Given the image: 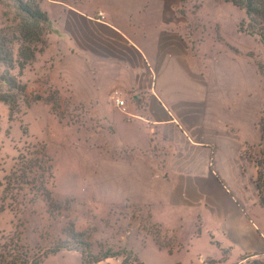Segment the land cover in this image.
Returning a JSON list of instances; mask_svg holds the SVG:
<instances>
[{"label":"crops","instance_id":"crops-1","mask_svg":"<svg viewBox=\"0 0 264 264\" xmlns=\"http://www.w3.org/2000/svg\"><path fill=\"white\" fill-rule=\"evenodd\" d=\"M39 7L52 22L42 55L54 56L53 82L101 121L98 172L72 193L105 211L130 204L162 228L171 252L152 235L133 237L141 264H204L219 261L223 249L230 264L264 256L260 132L249 91H235L216 51L197 38L201 30L189 28L186 2L41 0ZM74 174L75 183L83 179ZM204 235L211 253L199 249ZM53 255L82 264L75 250Z\"/></svg>","mask_w":264,"mask_h":264},{"label":"rangeland","instance_id":"rangeland-1","mask_svg":"<svg viewBox=\"0 0 264 264\" xmlns=\"http://www.w3.org/2000/svg\"><path fill=\"white\" fill-rule=\"evenodd\" d=\"M23 1L30 4L37 1L39 5L41 0ZM184 1L189 28L201 30L197 38L205 48L216 51L218 68L228 70V80H233L235 91L243 90L245 85L249 91L246 102L258 122L264 109L263 42L238 30L244 12L231 3ZM46 8L52 13L50 6ZM22 14L17 0H0V52L11 59L0 62V74L8 73L25 86L23 94L9 90L6 91L8 101H0V204L5 206L0 212V253H7L17 244L15 248L24 262L45 254L51 256L45 261L46 257L42 258L41 264H72L71 258L51 253L59 249L78 251L85 260L107 255L102 260L112 258L121 264H140L129 245L133 237L147 235L171 251L170 238L158 224L148 222L144 211L130 204L124 210L105 211L98 203L90 204L89 198L72 193L89 183L85 174L98 172L101 121L87 114L83 105L70 100L69 88L60 90L53 82L50 69L54 56L42 55L52 39L51 31L42 33L46 41L44 50L36 53L34 60L22 70L18 67ZM49 23L52 28L50 20ZM115 91L112 90V95ZM42 146L51 159L48 172V163L44 164L37 156ZM22 156L42 169L21 173ZM78 172L83 179L79 177L75 183L71 175L74 177ZM13 179L27 180V183L20 187ZM204 236L199 249L211 253L209 236ZM254 259L264 260V256L251 257L248 261ZM209 260L214 259L206 258L204 264ZM219 261V264H230L227 250H222ZM239 264L246 261L241 258Z\"/></svg>","mask_w":264,"mask_h":264},{"label":"trees","instance_id":"trees-1","mask_svg":"<svg viewBox=\"0 0 264 264\" xmlns=\"http://www.w3.org/2000/svg\"><path fill=\"white\" fill-rule=\"evenodd\" d=\"M225 2L231 3L236 8L242 10L244 12V16L239 20L238 30L245 34L258 37L261 42L264 44V0H224ZM18 8L21 11L22 16L20 17V45L18 47V67L22 70L26 65H29L31 61L34 60L36 53H41L46 47V41L42 38L43 31L47 30L51 31L49 18L47 13L39 7L37 1L25 2L23 0H17ZM32 44V45H31ZM9 58L4 56L2 52H0V62H5ZM11 60V59H9ZM2 85L7 86L6 90H2ZM15 90L21 94L25 91V86L14 76L7 74H0V101H8V95L6 91ZM10 99V98H9ZM257 126L260 132V141L259 146L261 147V151L259 156L255 157V163L257 166V178L256 185L259 193V202L262 207H264V196L262 195L264 192V109L261 113V116L257 122ZM37 156H40L42 162L47 165V172L51 170V159L44 151V147L42 146L40 151L37 153ZM22 172L28 171L30 174L33 169L39 170L42 169L39 165L35 166L32 163H29L25 160L24 156H22ZM43 171V170H42ZM13 183H17L18 186L22 187L27 183V180L17 179L15 181L12 180ZM5 208L4 204H0V212ZM17 244L14 245L13 248L7 250V253H0V264H41L42 258L46 257V255H42L41 257L32 258L29 262H24L20 257L21 253L17 251L15 248ZM59 249L52 251L51 253L58 252ZM169 252L170 249H168ZM7 257V258H6ZM82 264H91L93 262H98L106 257L95 258L94 260H85L82 253ZM259 257V256H257ZM251 256H245L242 260L246 261V264H264V260L254 259L248 261ZM215 260L207 261L208 264H215ZM141 264V263H140Z\"/></svg>","mask_w":264,"mask_h":264},{"label":"built area","instance_id":"built-area-1","mask_svg":"<svg viewBox=\"0 0 264 264\" xmlns=\"http://www.w3.org/2000/svg\"><path fill=\"white\" fill-rule=\"evenodd\" d=\"M114 96H115L114 97L115 103L118 106H122L123 107L124 106V100L119 97V92L118 91H115Z\"/></svg>","mask_w":264,"mask_h":264}]
</instances>
